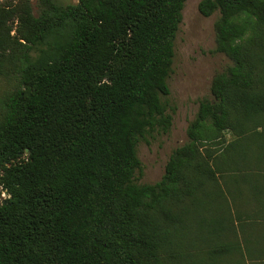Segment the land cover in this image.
<instances>
[{
    "label": "trees",
    "instance_id": "16d2710c",
    "mask_svg": "<svg viewBox=\"0 0 264 264\" xmlns=\"http://www.w3.org/2000/svg\"><path fill=\"white\" fill-rule=\"evenodd\" d=\"M0 2V264H251L264 243V0L217 13L216 73L160 180L186 0ZM259 230V234H255Z\"/></svg>",
    "mask_w": 264,
    "mask_h": 264
},
{
    "label": "rangeland",
    "instance_id": "374dc122",
    "mask_svg": "<svg viewBox=\"0 0 264 264\" xmlns=\"http://www.w3.org/2000/svg\"><path fill=\"white\" fill-rule=\"evenodd\" d=\"M3 0H0V2ZM60 4H74L77 0H56ZM200 0H186L182 21L175 38L172 74L168 80L167 101L174 109L171 129L166 134H154L149 143L137 148L141 172L137 183L152 184L160 180L172 150L187 141L186 127L193 118L197 102L209 94L212 77L232 64L215 48L214 22L217 13L204 17L198 12ZM33 5L35 0L32 1ZM1 193V191H0Z\"/></svg>",
    "mask_w": 264,
    "mask_h": 264
},
{
    "label": "crops",
    "instance_id": "0c3cea01",
    "mask_svg": "<svg viewBox=\"0 0 264 264\" xmlns=\"http://www.w3.org/2000/svg\"><path fill=\"white\" fill-rule=\"evenodd\" d=\"M259 230H257V232H255V234H259L258 232ZM252 239L250 241H252L255 244V247L261 248L263 243L262 239H255V238H249ZM259 252H257V250L255 252H252L250 254V260H247L248 262H250L251 264H264V253L261 252V250L258 249Z\"/></svg>",
    "mask_w": 264,
    "mask_h": 264
},
{
    "label": "built area",
    "instance_id": "2783aa9c",
    "mask_svg": "<svg viewBox=\"0 0 264 264\" xmlns=\"http://www.w3.org/2000/svg\"><path fill=\"white\" fill-rule=\"evenodd\" d=\"M0 191H1V193H0V203H1V202L4 201V200H8L9 195L6 194V192L3 191V190L1 189V187H0Z\"/></svg>",
    "mask_w": 264,
    "mask_h": 264
},
{
    "label": "water",
    "instance_id": "95a60500",
    "mask_svg": "<svg viewBox=\"0 0 264 264\" xmlns=\"http://www.w3.org/2000/svg\"><path fill=\"white\" fill-rule=\"evenodd\" d=\"M7 204V200H4V201H2L1 203H0V207L2 206V205H6Z\"/></svg>",
    "mask_w": 264,
    "mask_h": 264
}]
</instances>
